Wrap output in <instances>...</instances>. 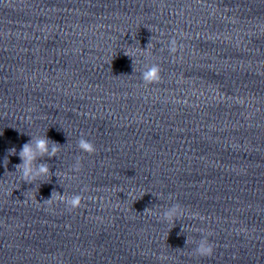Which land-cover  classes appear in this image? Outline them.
<instances>
[{"label": "clouds", "instance_id": "9594fccd", "mask_svg": "<svg viewBox=\"0 0 264 264\" xmlns=\"http://www.w3.org/2000/svg\"><path fill=\"white\" fill-rule=\"evenodd\" d=\"M171 43H172V47L170 50L174 52L176 50L175 40H173ZM159 73H160L159 66L157 65L152 66L150 71L145 74V77H144L145 83H152V82L157 81L159 79ZM48 145H49V141L47 140V138H43V139H39L36 142L35 148L37 151H39L40 154H47ZM79 148L83 152H86L88 154H92L96 150L95 146L90 141L85 140V139L79 140ZM57 150H58V146L54 145L52 147L51 155H55ZM11 154H15V149L11 150ZM35 155H36V151H34L30 143L25 144L23 146L22 151L20 152V157L23 163L21 165H17L16 167L17 169L22 170L23 178H25L26 180H32L36 176L48 172L47 166H44V165L40 166L38 171L32 168L31 165H32V161L35 159ZM57 198L59 199L60 202L64 203L66 207L69 208L70 210L76 209L81 206L82 198L79 195L71 198L70 200L63 198V197H57ZM50 200H47V201H50ZM173 211H175V209ZM168 215L171 216L172 213H168ZM212 253H213V247H212V244L208 240L202 241L196 249V254L200 256H211Z\"/></svg>", "mask_w": 264, "mask_h": 264}]
</instances>
